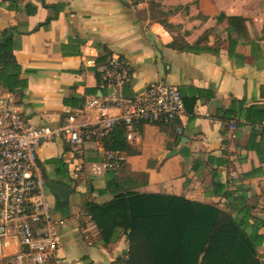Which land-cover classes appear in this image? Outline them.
<instances>
[{"label":"crops","instance_id":"crops-1","mask_svg":"<svg viewBox=\"0 0 264 264\" xmlns=\"http://www.w3.org/2000/svg\"><path fill=\"white\" fill-rule=\"evenodd\" d=\"M149 1L0 0V35L14 29L12 53L26 83L15 93L30 124L56 127L76 111L79 120L94 121L96 111L86 102L111 92L104 71L112 59L128 69L120 92L123 83L136 92L163 82L176 86L184 101V113L171 124L133 128L127 148L114 151L124 157L117 171L88 172L89 163L105 156L94 139L78 153L60 138L41 142L37 155L46 179L70 189L59 201L46 186L59 220L58 253L68 264H117L125 257L126 235L118 231L104 243L88 211L89 201L111 198L99 194L108 177L125 189L174 194L228 211L212 186L218 179L243 190L251 214L264 221V127L256 129L236 113L223 117L230 107H264V0H153L161 20L153 18ZM142 172L145 179L136 176ZM257 251L264 262V239Z\"/></svg>","mask_w":264,"mask_h":264},{"label":"built area","instance_id":"built-area-1","mask_svg":"<svg viewBox=\"0 0 264 264\" xmlns=\"http://www.w3.org/2000/svg\"><path fill=\"white\" fill-rule=\"evenodd\" d=\"M104 71V80L111 83L109 94L86 102L96 111V118L79 120L81 111L67 114L56 127L32 125L23 116L15 92L0 91V259L9 264H68L58 253L59 220L52 214L47 198L46 177L38 161L41 142L63 139L71 152L78 153L87 139L103 145V140L118 124L125 127V139H134L133 128L141 123L169 125L184 113L179 89L157 82L124 97L119 84L128 78V69L119 59H112ZM115 79L114 82H110ZM264 127V121L253 122ZM232 122L231 129H235ZM124 162L122 155L105 149L101 162L88 164L91 175L117 171ZM12 239V240H11ZM8 250H15L7 253Z\"/></svg>","mask_w":264,"mask_h":264},{"label":"trees","instance_id":"trees-1","mask_svg":"<svg viewBox=\"0 0 264 264\" xmlns=\"http://www.w3.org/2000/svg\"><path fill=\"white\" fill-rule=\"evenodd\" d=\"M13 35L12 27L0 35V86L10 92L26 85L12 53ZM96 77L99 80V73ZM235 113L251 123L264 120L263 106L241 111L230 107L223 117ZM124 133L123 124L116 125L103 140L104 149L125 150ZM212 186L225 199L228 211L174 194L125 189L111 177L99 190L111 198L89 201L87 206L104 243L116 238L118 231L126 235L128 249L117 264H264L257 251L264 239L260 233L264 221L251 214L243 190H231L218 179Z\"/></svg>","mask_w":264,"mask_h":264},{"label":"water","instance_id":"water-1","mask_svg":"<svg viewBox=\"0 0 264 264\" xmlns=\"http://www.w3.org/2000/svg\"><path fill=\"white\" fill-rule=\"evenodd\" d=\"M121 94L128 99L133 98L132 91L130 90V87L127 83H123L121 85ZM172 153H176L175 150H173ZM46 186L49 188L50 192L58 198L59 201H66L70 194L69 188L58 184L48 178L46 179Z\"/></svg>","mask_w":264,"mask_h":264},{"label":"rangeland","instance_id":"rangeland-1","mask_svg":"<svg viewBox=\"0 0 264 264\" xmlns=\"http://www.w3.org/2000/svg\"><path fill=\"white\" fill-rule=\"evenodd\" d=\"M149 2H151L150 5L153 8V13H152L153 18L155 17V18L161 20V14H160L161 13V9L160 8H157L158 7V3L157 2H154L153 0H150ZM136 176H138L141 179H145L146 173H143L142 172V173L136 174ZM2 264H5V263L2 262Z\"/></svg>","mask_w":264,"mask_h":264}]
</instances>
